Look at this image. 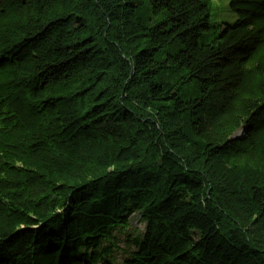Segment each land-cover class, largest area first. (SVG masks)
<instances>
[{
	"label": "trees",
	"instance_id": "16d2710c",
	"mask_svg": "<svg viewBox=\"0 0 264 264\" xmlns=\"http://www.w3.org/2000/svg\"><path fill=\"white\" fill-rule=\"evenodd\" d=\"M229 6L0 0V264H109L133 213L122 264H264V0Z\"/></svg>",
	"mask_w": 264,
	"mask_h": 264
},
{
	"label": "rangeland",
	"instance_id": "374dc122",
	"mask_svg": "<svg viewBox=\"0 0 264 264\" xmlns=\"http://www.w3.org/2000/svg\"><path fill=\"white\" fill-rule=\"evenodd\" d=\"M147 4L151 0H146ZM230 0H211L210 22L213 25L234 24L237 17L229 6ZM241 133V132H240ZM129 229L123 235H118L117 247L113 252L109 264H122V259L129 256V253L135 249L134 238L141 237L144 233V223L138 213H133L129 217ZM130 236V238L128 237ZM129 238V239H128ZM129 242H128V241Z\"/></svg>",
	"mask_w": 264,
	"mask_h": 264
}]
</instances>
